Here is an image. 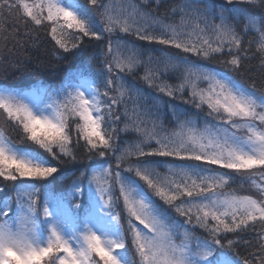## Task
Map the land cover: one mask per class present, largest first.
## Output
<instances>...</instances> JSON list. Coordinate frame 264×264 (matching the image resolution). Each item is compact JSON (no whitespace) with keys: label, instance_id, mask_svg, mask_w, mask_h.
<instances>
[{"label":"snow or ice","instance_id":"obj_1","mask_svg":"<svg viewBox=\"0 0 264 264\" xmlns=\"http://www.w3.org/2000/svg\"><path fill=\"white\" fill-rule=\"evenodd\" d=\"M41 32L84 59L0 84V264H264V0H0L4 79Z\"/></svg>","mask_w":264,"mask_h":264},{"label":"trees","instance_id":"obj_2","mask_svg":"<svg viewBox=\"0 0 264 264\" xmlns=\"http://www.w3.org/2000/svg\"><path fill=\"white\" fill-rule=\"evenodd\" d=\"M41 41L42 43L39 46V50H31L30 56L32 58V64L29 65L30 68H34V66L40 61H44L49 67L46 70H36L25 73L22 80H17L13 78L12 71L9 70L8 78L4 79V73L0 72V84L5 85H17L23 84L26 86H31L32 84L42 81L45 84H56L59 82L60 78H62L69 70V68H76L81 61L84 59V53H81L79 58L69 57L67 60L57 61L52 57L53 51V42L41 32ZM91 49H89L90 51ZM23 58V57H21ZM215 67H219L218 65H214ZM16 75H19L18 73ZM175 82L174 80L172 81ZM203 86V85H202ZM71 173V168L68 166L64 167V174L69 175ZM59 182V178H58ZM62 183V182H60Z\"/></svg>","mask_w":264,"mask_h":264}]
</instances>
